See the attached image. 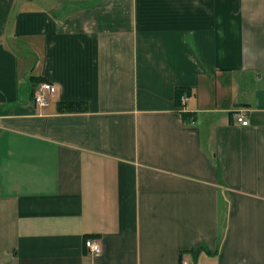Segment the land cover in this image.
I'll list each match as a JSON object with an SVG mask.
<instances>
[{"label": "crops", "instance_id": "0c3cea01", "mask_svg": "<svg viewBox=\"0 0 264 264\" xmlns=\"http://www.w3.org/2000/svg\"><path fill=\"white\" fill-rule=\"evenodd\" d=\"M183 262L264 264V0H0V264Z\"/></svg>", "mask_w": 264, "mask_h": 264}, {"label": "built area", "instance_id": "2783aa9c", "mask_svg": "<svg viewBox=\"0 0 264 264\" xmlns=\"http://www.w3.org/2000/svg\"><path fill=\"white\" fill-rule=\"evenodd\" d=\"M56 92L57 87L54 84L43 81L34 88L32 95L33 102L38 106H47L49 105L52 96L56 95ZM188 97L189 96L187 94H183L180 98V102L184 104ZM236 121L244 126L248 124V119H246L242 114L236 116ZM84 246L91 255H97L101 252V245L94 238L86 239L84 241ZM183 264L187 263L183 262Z\"/></svg>", "mask_w": 264, "mask_h": 264}, {"label": "trees", "instance_id": "16d2710c", "mask_svg": "<svg viewBox=\"0 0 264 264\" xmlns=\"http://www.w3.org/2000/svg\"><path fill=\"white\" fill-rule=\"evenodd\" d=\"M33 80V79H32ZM43 81L41 78H37L36 81ZM190 89L187 87H177L174 91V98H175V107L180 112V115L183 120H186L188 117V113L183 110V103L180 102V98L183 94H187L188 96L191 94ZM33 95V94H32ZM56 109L58 112H77V111H85L87 109V106L82 101H58L56 103ZM205 247L203 245H198L197 247H192L187 252L191 253L192 256H195V254L198 251L204 250ZM207 252H209L207 250Z\"/></svg>", "mask_w": 264, "mask_h": 264}, {"label": "rangeland", "instance_id": "374dc122", "mask_svg": "<svg viewBox=\"0 0 264 264\" xmlns=\"http://www.w3.org/2000/svg\"><path fill=\"white\" fill-rule=\"evenodd\" d=\"M41 82H43V81H41ZM41 82H40V83H41ZM38 84H39V82H38ZM38 84H37V85H38ZM37 85H36V86H37ZM54 96H55V95H54ZM54 96H52V97H54ZM41 107H42V106H41Z\"/></svg>", "mask_w": 264, "mask_h": 264}, {"label": "bare ground", "instance_id": "6f19581e", "mask_svg": "<svg viewBox=\"0 0 264 264\" xmlns=\"http://www.w3.org/2000/svg\"><path fill=\"white\" fill-rule=\"evenodd\" d=\"M240 114H242V113H240ZM237 115H239V113H238V114H236V116H237ZM242 115H244V114H242ZM244 117H245V116H244Z\"/></svg>", "mask_w": 264, "mask_h": 264}]
</instances>
